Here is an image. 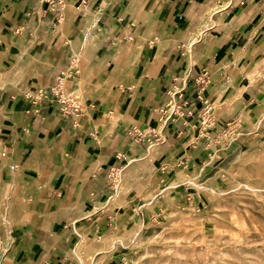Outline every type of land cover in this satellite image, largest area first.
Wrapping results in <instances>:
<instances>
[{"label":"crops","instance_id":"0c3cea01","mask_svg":"<svg viewBox=\"0 0 264 264\" xmlns=\"http://www.w3.org/2000/svg\"><path fill=\"white\" fill-rule=\"evenodd\" d=\"M232 1L63 0L57 24L37 0H0V160L3 168L19 166L21 191L33 203L27 220L9 231L15 264H59L60 249L117 220L103 210L109 189L101 176L130 147L119 117L151 122L172 80L207 69L210 97L232 73L227 93L264 96V78L249 82L237 71L256 64L264 46V0ZM70 53L83 64L82 128L66 120L51 125L55 111L24 98ZM174 142L169 152L185 151L191 164L197 149L186 148L184 137Z\"/></svg>","mask_w":264,"mask_h":264},{"label":"rangeland","instance_id":"374dc122","mask_svg":"<svg viewBox=\"0 0 264 264\" xmlns=\"http://www.w3.org/2000/svg\"><path fill=\"white\" fill-rule=\"evenodd\" d=\"M40 10L44 11V5ZM51 17L54 20L52 13ZM72 55L68 54V62L57 68L50 81L27 91L24 98L48 112L55 111L51 125L58 120L73 124L72 116L60 112L50 96V87L62 77L64 89L79 106L75 126L82 128L88 116H82L84 96L75 88L82 85L78 78L83 64L73 63ZM256 58L257 63L247 68L236 66L249 76V82L264 78V46ZM197 72L181 74L175 82L180 84L181 77L188 75L190 89ZM228 75L231 81L233 74ZM228 77L220 81L217 97V92L208 96L209 113L200 108L194 118H188L191 136L187 142L193 141L197 149L191 164L185 162L189 155L182 157L177 148L169 152L177 144L173 131H168L162 144L138 143L127 133L135 119L127 114L119 117L121 138L126 137L130 147L123 149L121 139L123 150L101 176L109 189L103 210L115 212L117 220L101 232L87 230L60 249L59 264H264V163H255L264 156V96L253 99L242 91L227 93L224 84ZM41 88L47 89V98L39 97ZM109 119L106 116L103 122L110 124ZM2 163L0 160V264H15L19 251L9 231L16 220H27L25 214L33 203L21 191L19 166L3 168ZM7 220L12 222L10 227ZM82 236L86 242L80 260L73 247Z\"/></svg>","mask_w":264,"mask_h":264},{"label":"built area","instance_id":"2783aa9c","mask_svg":"<svg viewBox=\"0 0 264 264\" xmlns=\"http://www.w3.org/2000/svg\"><path fill=\"white\" fill-rule=\"evenodd\" d=\"M40 6L44 5V11L51 12L59 21L63 17L64 3L63 0H39ZM41 9V8H40ZM188 75L181 77V83L175 80L171 86L166 88L165 97L162 103L153 107V120L146 122L144 126L132 124L129 126L128 135L135 142H159L162 144L167 141L168 131H173L176 137H184L188 140L191 134H188L189 124L188 118H194L200 109L203 113H209L211 102L206 93L207 85L211 82L210 74L207 69H202L192 76V87L187 88ZM48 97L47 89L39 90V97ZM50 96L55 99L60 112L71 115L73 125H76V117L80 115L79 106L73 101L71 93L64 89L63 78L58 76L56 86L50 87ZM183 120V121H182ZM192 125H196L195 122ZM186 133V134H185ZM189 142L185 146L188 148ZM190 148H194L193 141L189 144ZM186 156L185 151L181 154ZM180 155V156H181ZM188 162V158L185 159Z\"/></svg>","mask_w":264,"mask_h":264},{"label":"bare ground","instance_id":"6f19581e","mask_svg":"<svg viewBox=\"0 0 264 264\" xmlns=\"http://www.w3.org/2000/svg\"><path fill=\"white\" fill-rule=\"evenodd\" d=\"M257 73H260V71H258ZM80 81H82V78L80 79ZM75 91H77V90H75ZM82 92V85H81V83H80V87L78 88V91L77 92ZM117 118V114L116 113H112V119H116ZM151 150H153V148H151ZM258 158V157H257ZM143 162V161H142ZM257 165H261V163H264V156L262 155L261 157H259L258 159H257V161L255 162ZM212 190V189H211ZM115 199H116V196L114 195V196H112L111 198H110V200H109V203H114V201H115ZM0 202H2V200L0 201ZM21 204H23V203H21ZM25 205V204H24ZM107 205V204H106ZM110 205V204H109ZM5 207V206H4ZM6 223L8 224V227H10L11 226V224H12V222L11 221H6ZM10 230H11V228H10ZM5 237H6V235H5ZM1 242V241H0ZM85 242H86V239H85V237L84 236H82V238L74 245V247H73V251H74V254L80 259V260H82V258H83V251H84V246H85Z\"/></svg>","mask_w":264,"mask_h":264}]
</instances>
